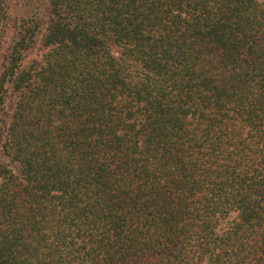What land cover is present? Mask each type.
Here are the masks:
<instances>
[{
  "label": "trees",
  "instance_id": "16d2710c",
  "mask_svg": "<svg viewBox=\"0 0 264 264\" xmlns=\"http://www.w3.org/2000/svg\"><path fill=\"white\" fill-rule=\"evenodd\" d=\"M40 2L0 0V264H264V0Z\"/></svg>",
  "mask_w": 264,
  "mask_h": 264
},
{
  "label": "rangeland",
  "instance_id": "374dc122",
  "mask_svg": "<svg viewBox=\"0 0 264 264\" xmlns=\"http://www.w3.org/2000/svg\"><path fill=\"white\" fill-rule=\"evenodd\" d=\"M31 0H14V8L15 10H23L25 12H28V10H33L34 8L32 3H30ZM34 5H39L40 0H33ZM30 3V4H29ZM4 36L1 38L2 40L7 41V38L10 37L9 34L5 33ZM1 53V50H0ZM14 105H15V95L14 93L10 92L9 96L7 97L6 104L4 107V110L2 112V120L0 122V163L7 162L9 159L7 158L5 152H4V144L8 135V128L11 122L12 113L14 111Z\"/></svg>",
  "mask_w": 264,
  "mask_h": 264
}]
</instances>
